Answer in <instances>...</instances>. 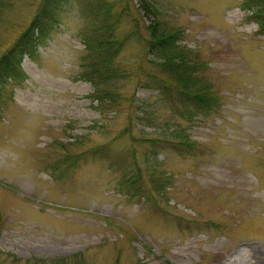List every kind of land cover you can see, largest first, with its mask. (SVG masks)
Returning a JSON list of instances; mask_svg holds the SVG:
<instances>
[{"label": "rangeland", "instance_id": "374dc122", "mask_svg": "<svg viewBox=\"0 0 264 264\" xmlns=\"http://www.w3.org/2000/svg\"><path fill=\"white\" fill-rule=\"evenodd\" d=\"M105 1L98 98L78 76L96 0H61L25 78L0 85V264H264V33L245 0ZM38 3L0 0V54ZM156 22L210 90L202 113L160 89Z\"/></svg>", "mask_w": 264, "mask_h": 264}, {"label": "trees", "instance_id": "16d2710c", "mask_svg": "<svg viewBox=\"0 0 264 264\" xmlns=\"http://www.w3.org/2000/svg\"><path fill=\"white\" fill-rule=\"evenodd\" d=\"M61 0H39L36 11L29 23L16 36L15 40L0 54V85L9 81L23 80L25 75L20 63L24 55L32 58L36 54V46L44 41L48 32L59 23V2ZM94 4H85L84 10L93 18L92 25L98 34L85 35L84 48L86 49L87 68L82 69L78 74L94 86L92 97H99V86L103 83L101 77L111 78V70L108 65L117 51V47L111 41L108 29L109 16L107 7L109 2L96 0ZM144 9L150 8L148 0H141ZM243 9L249 10L252 20L258 25L257 28L264 33V0H245ZM94 7V8H93ZM155 9V8H154ZM153 9V11H154ZM96 23V24H95ZM148 37L142 38L146 50L154 58L161 60L158 65L163 72L167 73L171 83L163 82L162 90L167 87L173 88L178 98H181V105L190 106L192 112H203L213 106L210 90L200 85L198 78L192 75L193 65L187 59L186 51H183L175 43L179 31L175 28L166 29L160 27L156 22L146 25ZM94 33V31H93ZM134 32L130 31L128 35ZM119 48V47H118ZM191 68V69H190ZM163 92V90H162ZM193 114V113H192Z\"/></svg>", "mask_w": 264, "mask_h": 264}]
</instances>
